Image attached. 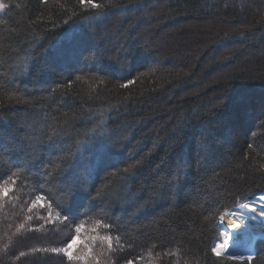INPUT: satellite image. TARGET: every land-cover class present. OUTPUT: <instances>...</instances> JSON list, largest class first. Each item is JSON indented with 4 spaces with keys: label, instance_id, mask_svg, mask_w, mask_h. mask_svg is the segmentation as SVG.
Listing matches in <instances>:
<instances>
[{
    "label": "trees",
    "instance_id": "16d2710c",
    "mask_svg": "<svg viewBox=\"0 0 264 264\" xmlns=\"http://www.w3.org/2000/svg\"><path fill=\"white\" fill-rule=\"evenodd\" d=\"M4 2L0 177L26 172L16 206L0 208V247L35 186L76 222L103 214L131 245L114 264L138 255L150 264L153 244L155 264H248L210 249L220 214L264 194V0H110L102 15L77 0ZM93 129L110 138L103 154L89 151ZM247 203L258 211L261 202ZM36 213L0 264H69L30 251L71 235ZM177 247L179 259L164 254ZM254 254L251 264H264V237Z\"/></svg>",
    "mask_w": 264,
    "mask_h": 264
},
{
    "label": "snow or ice",
    "instance_id": "6c2138e0",
    "mask_svg": "<svg viewBox=\"0 0 264 264\" xmlns=\"http://www.w3.org/2000/svg\"><path fill=\"white\" fill-rule=\"evenodd\" d=\"M49 0H40L41 4H47ZM77 3L85 10L96 11L99 14H103V10L109 7L110 0H106V2L101 3L100 0H77ZM11 5L4 2V0H0V13L9 9ZM72 15H76L75 12ZM99 18V16L97 17ZM68 19H65L63 23L67 24L69 22ZM57 27L55 23H53V28ZM74 54V53H73ZM128 84L133 83V81L129 80ZM122 87H127V85H121ZM67 124V121H65ZM63 127V125H61ZM59 135L58 129L53 126L49 133L50 139L55 138V136ZM86 136L91 140V147L89 151H92L94 154H103L108 148L111 147L109 144V137H105L103 132H97L96 129H93L90 133H87ZM78 143H83L82 141ZM252 147V145H249ZM130 168H126L124 171H130ZM22 172H26V169L21 168L20 166H13V169L7 174L5 177H0V208H3L5 202L13 204L16 206V202L18 197L14 195L17 192V183L18 178ZM49 176L51 173L48 174ZM47 179V177H45ZM32 192L33 196H30L28 200L23 201L19 207L20 211L16 213L17 215H22L24 217V222L19 223L16 226L15 232L9 235L5 232V236L7 237V243L0 247V252H4L9 248V245L13 241V236L21 233V230L26 229L27 222L33 219V215H36V210L44 211L46 215H38L37 218L45 222V224L51 225H64L70 229L71 235L66 241H62L60 246H52V247H35L32 248L31 252H43V253H52L56 255H62L67 259L69 264H114V256L118 251H122L125 247H131V245H125L123 242L125 237L119 233L113 236V228L114 226L110 223L103 214H99L100 218L96 216L88 217V220H91V224L88 225V220H80L76 222L74 218L70 217L69 214L65 213L63 209H60L59 206L54 207L53 201L40 190L38 187H33ZM260 205L258 215L261 218H264V194L259 197ZM241 210H247L251 213H257V209L255 206L250 205L248 203H240L237 204ZM225 216H236L238 219L234 220L230 227L225 229L224 235L227 236V239H224L223 242H218L214 247H212L211 252L216 257H221L224 252H226L230 246V240L232 239L230 232H235L243 227H246L244 224V213H235L230 209L222 212L219 216V223L221 228H225L224 226V218ZM87 225V226H86ZM11 228V225H9ZM44 228V225H39L38 227H34L31 229H27L30 231H40ZM97 245H99V249L97 250ZM156 248V245L153 244L147 249V255L149 257L150 264H155V261L152 259L153 250ZM165 255L171 257H179L182 254V249L179 247L164 253ZM26 253L21 251L19 256L15 257V259H19L20 257L25 256ZM159 257V253H157V258ZM144 259L143 255H138L136 257L128 258L125 260V264H140V262ZM229 260L232 261H247L248 264H251L253 257L251 255L244 256L242 254H233L228 256Z\"/></svg>",
    "mask_w": 264,
    "mask_h": 264
},
{
    "label": "rangeland",
    "instance_id": "374dc122",
    "mask_svg": "<svg viewBox=\"0 0 264 264\" xmlns=\"http://www.w3.org/2000/svg\"><path fill=\"white\" fill-rule=\"evenodd\" d=\"M157 39L153 42V40H152V42L153 43H151V46L149 47V49H148V53H152L154 50H157V47H158V45H160V43H161V41H162V39H163V36L162 35H160V36H158V37H156ZM147 55H149L150 56V59L151 60H153L154 59V56H155V54L154 53H152V54H147ZM154 55V56H153ZM161 60H162V58L161 59H159L158 61H157V64L158 63H161ZM260 193H264V192H260ZM260 193H257V194H260ZM257 194H255V195H257ZM252 196H254V195H252ZM251 197V196H250ZM248 199V198H247ZM247 199L246 200H244L242 203H247L248 201H260L259 200V197H254V198H252V199H250V200H248L247 201ZM232 212H235V213H240V212H242L243 210H241V209H239L238 207L237 208H235V209H233V210H231ZM258 211H259V209H258ZM258 211H257V213H256V215H255V217H254V219L252 220V219H249L246 215H244V217H245V219H244V224L246 225L247 224V222H251V223H253V224H255V225H257V226H250V227H248L249 229L250 228H252L253 227V230H249L248 228H247V226L246 227H243V228H241V229H239V230H236L235 232H230L229 234L231 235V237H232V239L230 240V243H233V242H235V244H237L238 243V246L236 247L237 249H236V251L235 252H237L238 250H240V249H243V248H246L247 246H251L252 247V244L254 243V240L256 239V238H262V237H264V232H263V230H264V226H261V225H264V218H261V217H259V215H258ZM236 219H238V217H236V216H225V218H224V226H225V228H221V226H220V223H219V219H218V222H217V226H218V228H217V230H218V234H219V237H220V239H219V241H214L213 243H212V245H211V249H212V247H214L218 242H221L222 241V239H221V234H223L224 233V231H225V229H227L228 227H230V225H231V223L234 221V220H236ZM223 237H224V239H227V236L226 235H224L223 234ZM217 239V240H218ZM253 240V241H252ZM252 241V242H251ZM251 247H250V249L249 250H251ZM211 249H210V251H211ZM250 252V251H249ZM212 253V252H211ZM226 253L228 254V255H233V254H235V253H232V250L230 249V247L228 248V250L226 251ZM236 254H240V252H238V253H236ZM213 255V254H212ZM214 256V255H213ZM222 256H225L224 254L222 255ZM214 257H216V256H214ZM225 257H227L228 258V256H225ZM246 261V260H245Z\"/></svg>",
    "mask_w": 264,
    "mask_h": 264
},
{
    "label": "bare ground",
    "instance_id": "6f19581e",
    "mask_svg": "<svg viewBox=\"0 0 264 264\" xmlns=\"http://www.w3.org/2000/svg\"><path fill=\"white\" fill-rule=\"evenodd\" d=\"M211 24H212V23H211ZM252 228H253V227H252ZM250 229H251V228H250ZM251 230H252V229H251ZM237 246H238V243L235 244V242H233V243H230V246H229V247H230V249L232 250V253H235V254H236V253L240 252V254H242V252L244 251L245 248L240 249V250H238L237 252H235L236 249H237V248H236ZM247 247H248V246H247ZM247 247H246V248H247ZM222 257H225V256H222Z\"/></svg>",
    "mask_w": 264,
    "mask_h": 264
},
{
    "label": "built area",
    "instance_id": "2783aa9c",
    "mask_svg": "<svg viewBox=\"0 0 264 264\" xmlns=\"http://www.w3.org/2000/svg\"><path fill=\"white\" fill-rule=\"evenodd\" d=\"M254 258V255H251Z\"/></svg>",
    "mask_w": 264,
    "mask_h": 264
}]
</instances>
